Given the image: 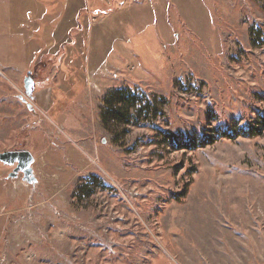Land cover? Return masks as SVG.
<instances>
[{"label": "rangeland", "instance_id": "obj_1", "mask_svg": "<svg viewBox=\"0 0 264 264\" xmlns=\"http://www.w3.org/2000/svg\"><path fill=\"white\" fill-rule=\"evenodd\" d=\"M30 1L0 0V153L30 152L37 179L0 164V264H264V132L194 152L164 140L260 119L264 0H160L130 64L105 58L121 49L106 40L84 70L60 66L53 31L32 40ZM121 88L138 118L105 125Z\"/></svg>", "mask_w": 264, "mask_h": 264}, {"label": "crops", "instance_id": "obj_2", "mask_svg": "<svg viewBox=\"0 0 264 264\" xmlns=\"http://www.w3.org/2000/svg\"><path fill=\"white\" fill-rule=\"evenodd\" d=\"M146 1L148 0L142 2H137V0H31L25 4L30 9L28 7L24 15L28 16V20L36 18L42 21V24L38 25L36 29L40 30L39 33L34 30L32 36V40L36 38L33 41L38 43L41 48L44 47L42 42H39L40 38L50 37V31L55 33L60 43L56 55L61 53L60 48H65L64 58L61 60L60 66L73 65L76 67L75 64L79 61L84 70L88 69L92 63L102 62L99 54L100 52H106L103 49V45L107 44V42L112 44L115 42L121 49L115 52H113V49L110 50L105 58L111 61L109 57L113 53L114 62L120 59L122 64H127L128 62L130 64L128 54H132V52H129L128 49L130 47L134 49L136 36L139 35L140 31L145 30L151 19L154 18L149 7H158L156 10L159 15L165 13L160 0H153L156 2L153 4ZM108 10H111V12L103 13ZM94 16L97 17L94 18ZM94 19H98L100 22L97 20L94 25H90L89 22ZM142 25L144 27L139 30L138 28L142 27ZM81 31L83 47H81L82 51L80 52V49L76 48L77 39L75 40L74 32L78 33ZM178 37L180 36L178 35ZM170 38L172 37L170 36ZM80 53L83 54L82 58ZM67 59L69 63H66ZM43 63L41 61L39 64L43 66ZM115 64L122 66L121 64ZM129 64L124 66L127 68L130 66Z\"/></svg>", "mask_w": 264, "mask_h": 264}, {"label": "trees", "instance_id": "obj_3", "mask_svg": "<svg viewBox=\"0 0 264 264\" xmlns=\"http://www.w3.org/2000/svg\"><path fill=\"white\" fill-rule=\"evenodd\" d=\"M108 12H111V10L103 13ZM96 17L97 16H94V18ZM255 31L257 34H261L258 29H255ZM139 104L140 103L131 89L121 88L112 90L103 100V105L106 108V111L103 115L104 124L107 125L111 122L121 124L124 122L127 127H131L136 120L135 117L138 118V115H134L138 112L137 108ZM259 114L260 119L258 121H255L253 124L246 125L244 128H238L236 131L231 129L233 132H229L226 128L223 130L217 128L210 132L214 135H201L188 139H179L178 136L172 135V133H164V140L166 145L172 147L174 151L194 152L200 148L215 144L218 142V140L222 139H235L237 136H260L264 132V111L260 112Z\"/></svg>", "mask_w": 264, "mask_h": 264}, {"label": "water", "instance_id": "obj_4", "mask_svg": "<svg viewBox=\"0 0 264 264\" xmlns=\"http://www.w3.org/2000/svg\"><path fill=\"white\" fill-rule=\"evenodd\" d=\"M25 84L27 98L34 99L36 84L31 73H29V76L26 78ZM0 163L8 167L17 166L14 173L10 175L11 179L17 178L18 174H22L23 182H26L30 185L37 182L32 168L34 157L30 152L0 153Z\"/></svg>", "mask_w": 264, "mask_h": 264}, {"label": "flooded vegetation", "instance_id": "obj_5", "mask_svg": "<svg viewBox=\"0 0 264 264\" xmlns=\"http://www.w3.org/2000/svg\"><path fill=\"white\" fill-rule=\"evenodd\" d=\"M1 164V163H0ZM34 164V163H33ZM33 164H32V168H33ZM8 167V166H7ZM12 168H14L13 169V171H12V174L14 173V171H15V169L17 168V166H13ZM20 175H22V174H18V176H17V178L20 176ZM35 176V175H34ZM22 177H23V175H22Z\"/></svg>", "mask_w": 264, "mask_h": 264}]
</instances>
